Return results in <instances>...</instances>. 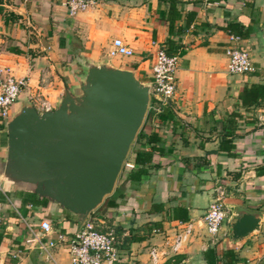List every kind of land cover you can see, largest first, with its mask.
<instances>
[{"label":"crops","instance_id":"1","mask_svg":"<svg viewBox=\"0 0 264 264\" xmlns=\"http://www.w3.org/2000/svg\"><path fill=\"white\" fill-rule=\"evenodd\" d=\"M66 1L0 0V67L27 80L11 115L34 92L54 109L63 89L82 80L85 63L131 70L147 84L158 48L178 56L172 104L156 118L144 116L139 128L157 139L153 148L144 145L151 152L145 174L138 180L129 179V171L119 174L111 193L87 215L101 232L117 236L112 264H151L149 248L161 247L176 222L190 223L192 236L180 252L156 264H224L229 250L233 264H264V105L247 110L233 105L244 86L264 83V0H177L170 26L168 0H101L74 16L67 15ZM229 24L246 36L236 35ZM228 35L248 48L254 74H227L223 48ZM114 39L132 56L109 58ZM43 68L49 70V85L39 88ZM234 110L241 119L226 125ZM137 148L130 149L127 160L132 162ZM5 150L0 126V161ZM216 187L224 191L229 214L211 245L201 218ZM234 206L262 215L257 232L231 238L229 208ZM43 220L52 227L50 236L38 228ZM78 227L56 205L0 184V264H71L66 241L46 252L40 245L55 241L57 234L68 240Z\"/></svg>","mask_w":264,"mask_h":264},{"label":"water","instance_id":"2","mask_svg":"<svg viewBox=\"0 0 264 264\" xmlns=\"http://www.w3.org/2000/svg\"><path fill=\"white\" fill-rule=\"evenodd\" d=\"M76 86L63 89L57 106L38 113L23 104L3 126L0 161L5 190L28 193L56 205L80 226L111 193L148 103V85L133 71L85 63ZM232 239L259 229L262 215L230 207Z\"/></svg>","mask_w":264,"mask_h":264},{"label":"built area","instance_id":"3","mask_svg":"<svg viewBox=\"0 0 264 264\" xmlns=\"http://www.w3.org/2000/svg\"><path fill=\"white\" fill-rule=\"evenodd\" d=\"M101 0H67L65 9L68 16H74L88 8L98 5ZM240 38L228 35L227 43L223 48L226 58V72L229 76H248L255 73V66L251 60L248 48L242 47ZM109 58H129L132 50L121 40L114 39L107 52ZM178 56L158 48L152 56L149 67L148 103L145 116L156 118L164 108L170 106L175 94L174 74L177 68ZM50 73L47 68L38 72V87L49 85ZM27 86L25 77L15 78L6 67H0V126H4L10 119L13 104ZM27 103L42 113L51 108L39 92L30 93L26 97ZM134 169L131 161L125 160L121 170L128 172ZM213 198L201 218V223L211 245L216 244L221 228L228 218V210L224 205V191L220 187L213 190ZM38 228L43 236H50L53 231L48 221H40ZM174 234L166 237L161 247L152 246L148 250L149 262L156 264L160 259H166L180 252L184 243L192 236L193 230L190 223L176 222ZM67 242V254L71 264H112L117 261L118 238L112 231L101 232L93 220L85 218L83 223L69 237L68 240L61 234L56 235V240L47 241L40 245V250L46 252Z\"/></svg>","mask_w":264,"mask_h":264},{"label":"trees","instance_id":"4","mask_svg":"<svg viewBox=\"0 0 264 264\" xmlns=\"http://www.w3.org/2000/svg\"><path fill=\"white\" fill-rule=\"evenodd\" d=\"M177 4V0H168V5H169V10H168V24L169 26L173 23L174 21V15H175V5ZM189 21L185 24L183 27H187ZM228 28L235 31L234 33L238 35L239 37H245L246 33L245 32H240L237 30L236 26L233 24H229ZM234 105V109L237 110V108H242L244 110H247L251 107H256V106H263L264 105V83L262 84H250L248 86H244L240 92H238L236 96V100ZM230 112L226 116L225 124L226 125H235L237 120L241 119V115L236 112V111ZM157 139L152 135H148L147 137L144 136V134L141 133L139 130L135 137L134 140L132 141L131 148L133 146H136L139 144V148L135 149L134 151V157H133V165L134 169L133 171L128 172V178L133 179V180H138L140 176L145 174L144 166H146L150 160H151V152L150 151H144V145L151 144V148H153L154 142H156ZM142 142V143H139ZM151 150V149H150ZM223 261L224 264H233L236 259L234 257V253L232 251H225L223 254Z\"/></svg>","mask_w":264,"mask_h":264},{"label":"rangeland","instance_id":"5","mask_svg":"<svg viewBox=\"0 0 264 264\" xmlns=\"http://www.w3.org/2000/svg\"><path fill=\"white\" fill-rule=\"evenodd\" d=\"M11 114H12V113H11ZM11 114H10V116H11ZM10 116H9V117H10ZM3 136H4V134H3ZM133 140H134V139H133ZM131 145H132V143H131ZM131 145H130V147H129V149H128V153H127V155H126V158H128V155L130 154V151H131V150H130V149H131ZM123 172H124V171H122V170L120 169L119 174H122ZM119 174H118V176H119ZM118 176H117V177H118Z\"/></svg>","mask_w":264,"mask_h":264}]
</instances>
